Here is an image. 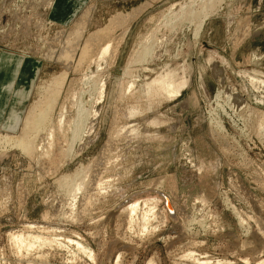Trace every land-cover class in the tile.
<instances>
[{"label":"rangeland","instance_id":"rangeland-1","mask_svg":"<svg viewBox=\"0 0 264 264\" xmlns=\"http://www.w3.org/2000/svg\"><path fill=\"white\" fill-rule=\"evenodd\" d=\"M182 1L86 0L94 4L95 11L87 30L79 36L81 41L106 26L115 13L148 6L131 23L116 60L108 58L98 73L89 59L78 63L84 62L81 68L75 64L79 61L78 47L64 82L60 87H50L56 91L51 103L54 108L47 124L34 135L39 149L33 155L0 139V264H197V258L199 264L264 262V0H226L218 14L204 21L196 39L193 29L184 30L179 25L170 29L174 17L166 19L170 6ZM57 3L0 0V58L6 48L18 56L33 52L31 59L40 62L41 84L65 70L62 64L40 57L38 41L45 37L50 42L56 31L67 27V21L74 17L59 14ZM151 45V54L141 55L138 62V50ZM211 65L219 72L215 73ZM126 67L130 70L125 71ZM9 70V66L0 70V86L6 83V75H12ZM90 74L105 78L102 99L97 98L98 85L96 88L92 79L86 80ZM34 75L33 69L23 66L18 74L20 84L27 88ZM162 76L178 88V95L170 96L150 85ZM130 82L132 88L128 89ZM38 95L39 90L29 101ZM80 97L89 103L83 136L73 142L60 168L48 172L40 158L45 153L41 150L48 148L47 130L58 132L57 114L64 111L65 116H74L73 99ZM8 100V95L0 98V120L8 116L3 111L8 112ZM29 101L23 103L21 112ZM62 105L65 109L61 110ZM0 130L5 131L3 127ZM63 130L66 132L58 134L70 137L67 125ZM107 143H111L107 155L96 165L93 158ZM87 164L90 176L83 169ZM77 171L86 173L85 178L82 176L86 180L83 188L90 185V189H80L75 200L57 179ZM90 172L99 187L90 181ZM83 199L88 202L82 204ZM147 199L151 204L145 207L150 213L158 212L156 217L150 214L149 221L158 222L147 221L146 228H141L143 233L140 219H136L138 223L128 221L124 209L133 200L141 207ZM167 200L171 209L166 208ZM158 214L163 215L158 218ZM19 232L25 240L36 234L54 240L26 250L12 238ZM29 236L27 241H32L34 237ZM76 242L92 250L90 256Z\"/></svg>","mask_w":264,"mask_h":264},{"label":"bare ground","instance_id":"bare-ground-1","mask_svg":"<svg viewBox=\"0 0 264 264\" xmlns=\"http://www.w3.org/2000/svg\"><path fill=\"white\" fill-rule=\"evenodd\" d=\"M70 1V2H69ZM79 1V2H78ZM100 1V0H99ZM149 1V0H148ZM225 1L226 0H184L182 2H176L174 3V5L170 6L172 9L169 10V12L166 13V19L168 16L170 17H174L172 18L174 20H171L173 22V24H171L169 27L170 29H174V27L177 25H179L178 27H182L184 29V27L186 28H191L193 29V35H194V38L196 39L199 35V32H201V28L203 26V23L204 21L210 17V16H213L214 14H216L221 8H222V5L225 4ZM147 3V2H146ZM15 4V3H14ZM2 5V4H1ZM4 5V4H3ZM2 5V6H3ZM57 6V10L59 14L63 15L66 17V15H73L74 17H72L71 19H69V22L68 24H65V25H68L67 27H63L61 28V30H58L56 31V33L53 35L52 38H50V42H48L47 40H44V38L42 37H39L38 41L40 42V57L43 58V59H47L48 61H53V62H57L59 65L62 64L63 67L65 68L64 71H62L58 76H53L50 80L49 83H42L41 84V78L39 74V64L40 63L38 60H32L31 58H33V52L32 53H26L25 51L20 54V56H18L17 54L15 55L14 53H10L8 51H11L10 49L6 48V50L8 51H2V55H1V58H0V70H4L5 67H10V72L9 73H12L11 76H5V80H6V83L5 84H2L0 86V98L3 96V95H8L9 96V99L8 101L9 104L8 105V112L6 111V109H4V113H6L7 118L5 117V119H1L0 120V129H2V127L5 129L4 133H1V130H0V139L1 141H4L5 143H10V144H13L14 146H17L23 153L25 154H32L34 153V151L36 149H39L37 148L38 144H36L34 142V140H36L35 138V133L41 129H43L45 123L47 122V119H49V115H50V112L51 110L54 108V104L53 106L51 105V103L53 102V97H54V91L50 88V87H60L61 86V83L64 82V79L66 78V75L68 73V71L71 69V66H72V61H73V58H74V55H75V52L76 50L78 49V47H80V54L79 56L77 57L78 59L76 60H79L77 62H75V64L77 63V66H78V63L81 61V60H84V62L87 63L88 60L85 61L84 58L86 59H89V62L91 64H93L96 68V72L98 73V69H100L101 65L105 64L107 62V59L108 58H111V60H116V53L118 51V48L119 46L121 45V43L123 42L124 40V37L131 25V23L134 21V19L142 12L144 11L143 9L148 6L145 5V4H142L140 6H138L137 8L135 9H132V11L130 12H127V13H124V12H117L115 13L114 15L110 16V18L108 19V22L106 23V26L104 25V27L100 28V29H96L93 33L97 32L96 34H88L87 38L85 40H82L79 39V36L81 34H83L82 32L85 30H87L86 28H88V24L90 23L91 21V17H92V13H93V10L95 11L94 9V4L93 3H88L86 2V0H58V3L56 4ZM101 6V5H100ZM176 8L177 9H173V8ZM147 8V7H146ZM79 9V10H78ZM78 10V11H77ZM249 11V10H248ZM165 12V11H164ZM75 14H77L75 16ZM218 14V13H217ZM111 15V14H110ZM164 16V17H165ZM217 16V15H216ZM170 19V18H169ZM210 19V18H209ZM67 20V19H64V21ZM169 21V20H168ZM159 23V22H158ZM170 24V22H169ZM245 24V23H244ZM63 26V25H62ZM93 27V26H92ZM177 27V28H178ZM181 28V29H182ZM241 28V27H240ZM169 31H172L170 30ZM180 29V30H181ZM114 30H118V32H113ZM185 30V29H184ZM257 30V29H256ZM253 31V30H252ZM156 32V31H155ZM153 34V33H152ZM74 35H75V38H74ZM241 35V34H240ZM244 36V35H243ZM193 37V36H192ZM153 38V36H152ZM153 40H156V39H153ZM153 40L152 41V44L154 46V43H153ZM249 40V39H248ZM52 41H54L52 43ZM81 41V43H80ZM144 41V40H143ZM142 41V43H143ZM158 41V40H157ZM194 41V40H193ZM83 42V43H82ZM145 42V41H144ZM195 42V41H194ZM197 42V41H196ZM57 44L59 45V47H55L57 45L54 46V44ZM138 43V42H137ZM148 44V42H147ZM197 44V43H196ZM139 45V44H138ZM137 45V47H138ZM150 45V44H149ZM195 46V44H194ZM140 48V47H139ZM142 49L141 50H138V62L139 60H141L140 58L144 57L143 55L144 54H149L150 52H152L150 48H152V45L147 48L146 46H142L141 47ZM1 50H3V48H1ZM26 50V49H25ZM79 50V49H78ZM137 51V49L135 50ZM140 51V53H139ZM37 52V51H36ZM35 52V53H36ZM135 53V52H134ZM151 54V53H150ZM135 55V54H132V56ZM136 55V56H137ZM142 55V57H140ZM76 56V55H75ZM130 55V57H132ZM135 56V57H136ZM140 57V58H139ZM254 58V57H253ZM257 58V57H255ZM31 59V60H30ZM133 59V57H132ZM136 60V58H134ZM28 61L27 65L25 64V61ZM131 61V60H130ZM129 59H128V62H130ZM83 62V61H82ZM83 62V64H84ZM212 62V61H211ZM88 64V65H91V64ZM112 64V62H110ZM130 63H135V61H131ZM53 64V63H52ZM73 64V65H75ZM81 64V63H80ZM80 64H79V68L80 67ZM81 64V66L83 65ZM109 64V63H108ZM107 64V65H108ZM137 64V62H136ZM211 64V63H210ZM113 65V64H112ZM131 64L127 65L126 66H130ZM23 66H25V68H31L34 70L35 72V75L33 76V78L30 80V85L26 88L24 85H21V81L22 79H18V74L20 72V70L23 68ZM76 66V65H75ZM74 66V67H75ZM76 66V67H77ZM87 66V65H86ZM92 66V65H91ZM106 66V64L104 65V67ZM109 66V65H108ZM135 66V65H134ZM75 67V68H76ZM83 67V66H82ZM89 67V66H88ZM212 67V70L216 73V72H219L220 69L216 68V66L214 65H211ZM79 68H76V70H78ZM127 69V67H126ZM211 69V68H210ZM102 70V69H101ZM130 69L128 68L127 70L125 71H129ZM133 70V69H132ZM26 71V69H25ZM24 71V72H25ZM105 71V70H104ZM80 72V71H78ZM90 72V71H89ZM222 72V70L220 71ZM8 73V74H9ZM76 73V72H75ZM74 73V74H75ZM95 73V72H94ZM101 73V72H100ZM103 73V72H102ZM125 73V72H124ZM129 73V72H128ZM212 73V72H211ZM6 74V73H5ZM96 74V73H95ZM213 74V73H212ZM97 75V74H96ZM129 75V74H128ZM224 75V74H223ZM98 77H100L99 75H97ZM96 76V77H97ZM218 76V74H217ZM216 76V77H217ZM84 77V76H83ZM82 77V79H83ZM95 77L94 75L92 76L91 74L88 75L86 77V80L89 81L91 80V83L93 84V86H97L98 85V89H99V97L97 98H101L102 97V94L104 93V86H105V81L104 79L105 78H102V79H99V78H94ZM101 78V77H100ZM224 78V77H223ZM222 79V78H221ZM47 80V79H46ZM85 80V79H84ZM26 81V80H25ZM24 81V82H25ZM45 81V80H44ZM78 81V80H77ZM86 81V82H87ZM47 82V81H46ZM126 82V81H125ZM72 83V82H71ZM221 83V82H220ZM27 84V83H26ZM134 84V83H133ZM149 84V83H148ZM147 84V86H148ZM253 84V83H252ZM150 85L152 86H155L157 89L161 90V91H164L165 93H168L172 95H178L179 91H178V88L171 82H169V78L167 76H162V77H156L155 79H153L151 82H150ZM71 85H69L70 87ZM95 86V87H96ZM254 86V84H253ZM63 87V86H62ZM61 87V89H62ZM125 87V86H124ZM128 89H131L132 88V83L130 82L128 84ZM134 87V85H133ZM150 87V86H149ZM227 87V86H226ZM77 88V87H76ZM97 88V87H96ZM126 88V87H125ZM229 88V87H228ZM120 89L123 90L120 86ZM221 89V88H220ZM227 89V88H226ZM39 90V95L37 96L36 99L32 100V102L29 101L31 95L34 93V92H37ZM67 90H70L69 88ZM77 90V89H76ZM80 90V89H79ZM224 90V89H223ZM230 90V88H229ZM228 90V91H229ZM232 90V88H231ZM71 91V90H70ZM125 92V89L123 90ZM122 91V92H123ZM61 92V91H60ZM72 92V91H71ZM98 92V91H97ZM119 92V91H118ZM126 92H129L126 90ZM221 91H219L220 93ZM231 92V91H230ZM235 92V91H234ZM69 93V92H68ZM218 93V92H216ZM218 93V94H219ZM229 93V92H228ZM237 93V92H235ZM38 94V93H37ZM116 94V93H115ZM123 94V93H122ZM126 93H124L125 95ZM216 94V95H218ZM225 94V93H223ZM222 94V95H223ZM231 94V93H230ZM238 94V93H237ZM57 95V94H56ZM71 95V94H70ZM73 95V93H72ZM119 95V94H118ZM226 97H229L227 96V94H225ZM224 95V96H225ZM236 95V94H235ZM116 96V95H115ZM121 96V95H120ZM169 96V95H168ZM221 96V95H220ZM223 96V97H224ZM231 96V95H230ZM233 96V95H232ZM239 96V95H238ZM69 97V96H68ZM67 97V98H68ZM73 97V96H72ZM219 97V96H218ZM218 97H215L216 99ZM237 97V95H236ZM242 97V96H240ZM76 98V97H75ZM220 98V97H219ZM218 98V99H219ZM230 98V97H229ZM233 98V97H232ZM102 99V98H101ZM228 99V98H227ZM235 99V98H234ZM29 101V103L25 104L24 105V108L22 109V112H21V107L23 105V103H25L26 101ZM66 100V99H65ZM88 100V99H87ZM96 100V99H95ZM236 100V99H235ZM55 101V100H54ZM230 101V100H229ZM98 102V101H96ZM94 101V103H96ZM236 102V101H235ZM240 102V101H239ZM58 103V102H57ZM56 103V104H57ZM68 103V102H67ZM11 104V106H10ZM43 104V105H42ZM64 104V103H63ZM73 104L76 106V114H74V116H65L63 113L64 111L60 112L59 114H57V124H56V130L60 133H63L64 131L66 132V130H63L64 129V126L66 127L67 125V130L70 131V137H67L65 136V134H61L59 135L58 132H54L52 131L53 129H49L47 130V138L48 140L46 141L47 144H48V148H44L43 151L41 150V152H45L44 155H40L41 159L44 161H42L40 159V161H42V164L44 165V167L46 168L45 170H47L48 172H55L58 170V168H60V165L61 163L63 162L62 161V158L70 155V152H71V145H73V142H75V140L79 139L80 136H81V133L85 130V122L87 120L86 117L87 116V110H88V105L89 103H84L82 101V98L80 97L79 99H76L74 100L73 99ZM228 104V103H226ZM231 104V103H230ZM229 104V105H230ZM233 104V103H232ZM236 104V103H235ZM245 104V102H244ZM17 105H20V106H17ZM65 105V104H64ZM94 106V105H93ZM233 106V105H232ZM7 107V106H6ZM66 107V106H65ZM248 107V106H247ZM61 110L62 109H65L64 106L62 105L61 107ZM72 108V107H71ZM19 109V111H18ZM236 109V108H235ZM59 111V110H58ZM72 111V110H71ZM3 113V114H4ZM3 116V115H2ZM55 119V118H54ZM213 121V120H212ZM216 122V121H215ZM217 123V122H216ZM47 124V123H46ZM51 123H49L50 125ZM55 124V123H54ZM210 124V123H209ZM219 124V123H217ZM53 126V124H51ZM214 125V124H213ZM221 125V124H220ZM222 126V125H221ZM264 126V125H263ZM220 127V126H219ZM49 128V127H48ZM51 128V127H50ZM87 129V128H86ZM3 131V130H2ZM111 131V130H110ZM43 132V131H42ZM40 133V132H39ZM44 133V132H43ZM83 134V133H82ZM35 135V136H34ZM46 135V134H45ZM83 136V135H82ZM81 136V138H82ZM46 138V137H45ZM46 138V139H47ZM80 138V139H81ZM0 141V142H1ZM108 141V140H107ZM110 142V141H109ZM41 144V143H40ZM39 144V145H40ZM9 145V144H8ZM105 145V144H104ZM111 143H107L103 148L102 150H100V154L98 156H96V158H93L94 159V162L93 163H97L99 164V162H102L105 158V156L107 155V149H109ZM1 146V145H0ZM3 146V145H2ZM13 146V147H14ZM41 146V145H40ZM11 147V146H10ZM42 148V146H41ZM78 154H76L77 156ZM34 157V156H33ZM60 159V160H59ZM34 160V159H33ZM64 160V159H63ZM93 161V160H92ZM96 161V162H95ZM91 163V165L93 164ZM94 164V165H95ZM96 164V165H97ZM42 165V166H43ZM88 165V164H87ZM86 165V166H87ZM93 165V168L96 166ZM84 166V167H86ZM81 167V166H80ZM90 167V164L88 165L87 168H83L85 169L86 173L88 174L89 170L88 169ZM97 167V166H96ZM95 167V168H96ZM80 169V168H79ZM79 169H77L79 171ZM92 169V167H91ZM43 170V169H42ZM44 172L46 173L47 171ZM88 170V171H87ZM95 170V169H94ZM74 172L72 175L69 173V174H61V176H59V180L57 179V181H60V185H64V187L67 188L68 190V194L71 195L74 199L77 197V192H82V191H79L80 189H90V185H86L87 187H84L83 186L85 185V183L83 182L85 179V176H83L84 174L86 173H82L80 174L79 172ZM82 171V170H81ZM93 170H91L92 172ZM71 172V171H70ZM84 172V171H82ZM90 172V173H91ZM77 173V174H75ZM79 173V174H78ZM94 173V171L92 172ZM91 173V176L93 177ZM53 175V174H52ZM90 176V174H88ZM97 175V174H96ZM82 176L84 177L82 180ZM95 176V175H94ZM100 176V175H99ZM90 177L87 176L86 179H88ZM99 178V177H98ZM67 180H70L69 182H66ZM92 180L93 183H96V180L92 178H90V181ZM95 180V181H94ZM86 181V180H85ZM89 181V180H88ZM89 181V182H90ZM161 181V180H160ZM90 182V183H92ZM87 183V182H86ZM159 183V182H158ZM98 184V183H96ZM94 184V186L96 185ZM103 184V183H102ZM92 185V184H91ZM99 185L101 184H98V187ZM63 187V186H61ZM93 187V186H92ZM91 187V188H92ZM97 185L95 186V189H96ZM102 187V186H101ZM105 187V186H104ZM107 187V186H106ZM94 188V187H93ZM64 190H66L65 188H63ZM88 189V190H89ZM67 192V191H66ZM86 193V192H85ZM66 194V193H65ZM89 194V193H88ZM84 195V194H82ZM87 195V194H86ZM162 195V194H161ZM76 196V197H75ZM89 196V195H88ZM88 196L86 198H88ZM71 197V199H72ZM84 198V197H82ZM85 198V199H86ZM167 198V197H166ZM70 199V200H71ZM73 199V201H75ZM83 199L82 200V204H83V201L85 200ZM69 200V201H70ZM89 201V198L87 199ZM70 202V203H73ZM86 201V200H85ZM86 201V202H88ZM140 201V200H139ZM146 202H148V199L145 200ZM150 201L153 203L155 202L153 199ZM157 201V200H156ZM85 202V203H86ZM144 203L142 201V204H141V207L139 205V202L138 201H134L133 202H130L124 209V213L127 214V217H128V221H133L136 223H138L139 221H137L136 219H140V224L141 226L140 227V230L141 228H146V223L148 221V223H150L149 221V216L151 212L150 208L149 207H145L147 204H151V203ZM158 202V201H157ZM229 202V201H228ZM87 204V203H86ZM85 204V205H86ZM76 205V204H74ZM148 205V206H149ZM154 205V204H153ZM69 206H73V205H70ZM77 206V205H76ZM145 208H144V207ZM152 206V205H151ZM156 206V205H155ZM84 207V206H83ZM232 207V206H231ZM76 207H74L75 209ZM148 208V209H146ZM152 208V207H151ZM155 208V207H153ZM166 208L167 209H171V204L169 203V201L167 200L166 201ZM235 208V207H234ZM73 209V210H74ZM83 209V208H82ZM177 209V208H176ZM72 210V208H71ZM79 210V209H78ZM155 210V209H153ZM152 210V211H153ZM182 210V209H181ZM81 211V209H80ZM79 211V214H81V212ZM163 211V210H161ZM234 211V210H233ZM76 212V211H75ZM156 212V211H154ZM165 212V211H164ZM162 212V213H164ZM174 212V211H173ZM73 213V211H72ZM85 213V212H84ZM158 213V212H157ZM155 213V214H157ZM161 213V212H160ZM235 213V212H234ZM154 214V213H153ZM152 214V216H153ZM154 214V217H156ZM175 214V213H174ZM238 214V212H237ZM161 214H158L157 217L159 216L160 217ZM163 215V214H162ZM161 215V216H162ZM240 215V214H239ZM122 216H124L122 214ZM151 216V217H152ZM126 217V216H124ZM126 217V218H127ZM150 217V218H151ZM158 217V218H159ZM238 217V216H237ZM244 217V216H243ZM125 218V219H126ZM153 218V217H152ZM121 219V218H120ZM123 219V218H122ZM154 219V218H153ZM240 219V218H238ZM127 220V219H126ZM135 220V221H134ZM151 220V219H150ZM162 220V219H160ZM194 220V219H193ZM242 220V218H241ZM241 220L239 222H241ZM123 222V220H121ZM127 221V222H128ZM155 221V220H153ZM153 221L151 223H153ZM157 221V220H156ZM155 221V222H156ZM164 216H163V222H164ZM132 222V223H133ZM158 222V221H157ZM161 222V221H159ZM244 221H242L243 223ZM260 222V221H259ZM257 222V223H259ZM150 223V224H151ZM256 223V222H255ZM131 224V223H129ZM156 224V223H155ZM160 225L162 223H159ZM158 224V225H159ZM164 224V223H163ZM240 224V223H239ZM135 225V224H134ZM159 225V226H160ZM29 226V225H28ZM133 226V225H132ZM137 226V227H138ZM249 226V225H248ZM31 227V226H30ZM126 227V226H125ZM153 227V225H152ZM158 227V226H157ZM154 226V228H157ZM32 228V227H31ZM48 228V227H47ZM130 228V227H129ZM128 228V229H129ZM133 228V227H131ZM130 228V229H131ZM30 229V228H29ZM45 229V228H44ZM43 229V231H44ZM136 229V228H135ZM138 229V228H137ZM257 229V228H256ZM261 229V228H260ZM46 230V229H45ZM51 230V228H50ZM124 230V229H123ZM145 230V229H144ZM147 230V229H146ZM155 229H153L152 231H154ZM258 230V229H257ZM53 231H54V228H53ZM53 231H51L50 233H53ZM132 230H130L131 232ZM142 231V230H141ZM139 231V232H141ZM151 232V229L149 230ZM41 232V231H40ZM46 231H44L45 233ZM47 232L48 229H47ZM55 232V231H54ZM58 232V229L56 231V233ZM138 232V231H137ZM143 232V231H142ZM14 233V232H13ZM11 233V234H13ZM21 232L16 233V236L14 234V236H12V238L14 237V242H16V244H18L19 247H23L25 248L26 250L30 249L32 250L33 247H35V245H42V244H50L52 243L54 240L52 237V239L48 238V237H43V235H39L37 236V234L35 236H28L29 237H34V239L31 238L32 241H27L28 239V236L26 238V240L24 239V237L20 234ZM48 233V234H50ZM144 233V232H143ZM146 233V231H145ZM149 233V232H148ZM147 233V234H148ZM18 234V235H17ZM32 234V233H31ZM40 234V233H39ZM47 234V233H46ZM139 235V233H137ZM141 234V233H140ZM24 235V234H23ZM34 235V234H33ZM59 235V234H58ZM78 235V234H77ZM142 235V234H141ZM250 235V234H249ZM46 236V235H45ZM144 237V236H143ZM11 238V237H10ZM58 238V237H56ZM59 239V238H58ZM58 239L57 242H61L59 241ZM67 239V238H66ZM64 239V241L66 240ZM13 240V239H11ZM10 240V241H11ZM55 240V241H56ZM73 241V240H71ZM70 241V243H72ZM13 242V244L15 245V247L17 246L15 243ZM74 243V242H73ZM54 244V243H53ZM57 244V243H56ZM62 244V243H61ZM78 245L79 248H81L83 251L87 252L90 256V254L92 253V250H90L88 247H85V246H82L81 243L79 242H76L75 245ZM39 245V246H40ZM55 245V244H54ZM72 244H70L71 246ZM17 246V247H18ZM44 246V245H43ZM50 246V245H49ZM57 248H59L57 245H55ZM64 246V245H63ZM63 246H61L63 248ZM38 248V246H36ZM54 247V246H53ZM73 247V245H72ZM76 247V246H75ZM42 248V247H40ZM50 248V247H49ZM77 249V247H76ZM21 252L22 249H19V248H16V252ZM24 250V249H23ZM37 249H34V251H36ZM61 250V249H60ZM80 250V249H78ZM25 251V250H24ZM82 251V252H83ZM30 252V250H29ZM84 252V253H85ZM194 252V251H193ZM193 252H190V253H193ZM26 253V251H25ZM85 253V254H87ZM28 254V252H27ZM26 254V255H27ZM189 253L187 252V255ZM186 255V254H185ZM186 257H189V255ZM191 255V254H190ZM194 255V253L192 254ZM191 255V256H192ZM93 256V255H92ZM120 256V255H119ZM117 256L116 258L118 259ZM199 256V255H198ZM178 257H181V256H178ZM193 257V256H192ZM207 257V256H206ZM184 258V257H183ZM191 259V258H190ZM246 259V258H245ZM264 259V258H263ZM185 260V259H184ZM198 260V258H197ZM196 260V263H198V261L200 262V260L197 261ZM247 260V259H246ZM189 261V260H188ZM192 261V260H191ZM208 261V260H207ZM218 261V260H217ZM244 261V260H243ZM73 262V261H72ZM195 262V261H194ZM206 262V261H205ZM211 262V261H210ZM227 262V261H226ZM247 262V261H245ZM261 262V260L259 261ZM204 264V261L201 262V264ZM220 263V262H219ZM233 263V262H232ZM231 263V264H232ZM258 263V262H256ZM115 264V263H114ZM118 264V263H117ZM149 264H151V262H149ZM152 264H153V261H152ZM175 264V263H174ZM206 264V263H205ZM208 264V263H207ZM261 264H264V262L262 261Z\"/></svg>","mask_w":264,"mask_h":264}]
</instances>
